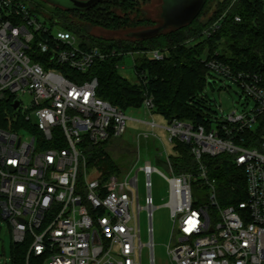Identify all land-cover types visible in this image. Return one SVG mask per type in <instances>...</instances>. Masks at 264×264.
Returning a JSON list of instances; mask_svg holds the SVG:
<instances>
[{"label": "built area", "instance_id": "built-area-1", "mask_svg": "<svg viewBox=\"0 0 264 264\" xmlns=\"http://www.w3.org/2000/svg\"><path fill=\"white\" fill-rule=\"evenodd\" d=\"M241 1L230 0L186 45L212 38ZM260 3L264 16V0ZM232 19L239 22L241 15L234 13ZM219 54V48L203 49L207 84L215 83L216 77L235 83L251 101L250 108L233 110L221 119L215 111L208 128L189 120L167 121L162 127L171 147L156 148L155 158L167 173L145 161L125 174L91 177L86 149L109 137L120 138L129 118L97 95V76L89 72L97 61L114 55L162 61L169 56L168 48H87L71 31L48 25L33 4L0 0V112L8 101L16 126H10L8 119L7 127L0 125V217L13 243L29 241L26 264L31 255L41 258L42 264H141L144 246L154 264V171L168 184L165 205L172 233L178 235L166 247L172 264H264V63L257 69H234ZM142 105L155 112L148 91ZM140 122L151 129L157 126L153 120ZM21 129L28 136H21ZM178 145L187 148L193 164L180 172L173 161L183 156ZM221 155L245 178L244 198L230 204L221 199H231L238 193L236 187L230 188L229 196L222 193L212 169L213 159ZM139 171L145 178L143 206ZM193 185L208 189V202L194 199ZM142 209L148 220L144 243L139 226Z\"/></svg>", "mask_w": 264, "mask_h": 264}, {"label": "trees", "instance_id": "trees-1", "mask_svg": "<svg viewBox=\"0 0 264 264\" xmlns=\"http://www.w3.org/2000/svg\"><path fill=\"white\" fill-rule=\"evenodd\" d=\"M114 1L122 2L124 9L135 6L130 0L101 2ZM207 1L197 16L188 24L168 29L149 38H134L128 41L108 42L101 38H94L86 33L83 26L77 25L70 19L72 14L80 17V20L83 19L107 29H119L130 25L131 22L126 16L119 17L112 12L98 10L97 7L101 2L84 11L55 7L49 19L51 24L62 25L64 29L74 33L77 38L79 37L81 44L87 48L98 46L103 51L168 48L169 56L162 61H150L138 55L134 70L135 74L140 77L139 84L119 74L117 61L123 56L114 55L97 61L89 72L97 76V95L124 110L127 107L141 106L145 89L153 96L155 112L163 115L167 121L175 118L189 120L194 124H204L208 128L215 110L212 101L204 94V88L207 85V70L201 62L203 49L205 46H209L210 51L219 48V57L234 69L259 68L264 63V16L261 13L260 0H242L228 13L220 30L212 38L187 46L185 41L198 36L207 23L200 19ZM223 2L218 1L219 9L216 8L214 15L209 19H214L220 13ZM234 13L241 15L239 22L233 21ZM1 113L4 122H0V125L7 127V115L12 114L8 101L4 103ZM113 144L122 146L119 138L109 137L86 149V166L89 171H96L104 177L116 172L120 173L119 166L107 150V147ZM121 149L130 153L134 152V149L128 145H124ZM178 150L183 153V156L173 159L177 172L191 168L192 158L187 148L178 145ZM213 161L215 162L212 165L213 174L218 178L221 192L228 195L232 186H235L238 191L229 200L223 197L222 202L230 204L242 200L244 198L242 190L245 185L242 171L233 166L226 155L216 157ZM217 164L220 168L215 170L214 167ZM28 247V240L18 244L11 242L9 264H26ZM29 264H42V259L31 255Z\"/></svg>", "mask_w": 264, "mask_h": 264}, {"label": "rangeland", "instance_id": "rangeland-1", "mask_svg": "<svg viewBox=\"0 0 264 264\" xmlns=\"http://www.w3.org/2000/svg\"><path fill=\"white\" fill-rule=\"evenodd\" d=\"M165 1V17L172 19L177 13L186 12L196 0H164ZM218 1L223 2L220 12L226 9L230 0H208L203 10V15L200 16L201 21L209 23L212 19H209L217 6ZM27 3L33 4L37 14L48 25L63 28L59 24H51L49 15L54 10L55 6L45 2L44 0H25ZM135 6L132 8L124 9L122 2H104L99 4L97 9L102 11L112 12L119 17H128L130 25L119 29H107L100 25L91 24L86 20L81 19L78 16L70 15V19L77 25L83 26L86 29V33L94 38H101L104 41H128L134 39L128 34L131 31H137L140 29L155 27L161 23L160 19V6L161 0H130ZM194 9V8H193ZM190 12H192V10ZM186 13L187 15H192ZM98 13H100L98 11ZM215 18V17H214ZM206 23V24H207ZM205 24V25H206ZM167 31V30H165ZM79 40V37H78ZM80 41V40H79ZM165 49V48H163ZM118 51H123L118 50ZM203 53V51H202ZM138 56L135 55V58ZM134 58L132 55L123 56L117 61L118 72L121 76L127 78L129 81L139 84V77L135 74L134 70ZM147 90H143V95ZM149 93V92H148ZM150 94V93H149ZM204 94L213 103V109L218 113L217 116L221 119L231 111L235 110L239 113L244 107L250 108L252 103L247 100L244 94L241 92L238 85L233 82L227 81L223 78L216 77V81L213 84H207L204 88ZM29 97L24 98L27 102ZM124 114L129 118L126 120V131L119 138L122 146L128 145L134 149L133 153L123 150L122 146H115L114 144L107 147L115 163L120 168V173H127L128 171L140 167L145 161H151L154 166L161 172L167 173V170L156 162L157 155L156 148L166 147L170 149L171 144L168 142L167 134L162 126L167 124V119L156 112L151 113L143 105L138 107H127L124 110ZM8 124L16 127L11 122V116L7 115ZM155 121L157 126L151 129L144 122L140 121ZM0 122H4L3 115L0 112ZM7 124V125H8ZM214 125V124H213ZM144 133H150L147 138H144ZM152 133L156 137L152 136ZM21 136H28V133L21 129L19 131ZM137 134H141L137 139ZM138 140V142H137ZM117 143V142H116ZM120 144V143H119ZM138 148V157H137ZM136 151V152H135ZM87 169V166H86ZM88 170V169H87ZM89 171V170H88ZM90 176L94 177L97 172L89 171ZM116 174H118L116 172ZM144 175L142 171L138 172V195L139 203L141 206L145 204L144 198L146 195L144 186ZM192 194L194 199L200 204L208 202L209 191L207 188L198 187L193 185ZM151 198L156 208L153 210L152 216V228H153V253L154 264H172L168 258L166 247L168 243H174L177 233H172V222L170 220L169 208L165 205L168 199V184L164 177L158 172L154 171L151 174ZM221 201V200H220ZM139 226L141 232V241L144 243L148 240L147 227L148 220L146 211L142 209L139 212ZM12 242V235L5 220L0 217V264H9L10 260V245ZM141 264L149 263V250L144 246L141 250Z\"/></svg>", "mask_w": 264, "mask_h": 264}, {"label": "water", "instance_id": "water-1", "mask_svg": "<svg viewBox=\"0 0 264 264\" xmlns=\"http://www.w3.org/2000/svg\"><path fill=\"white\" fill-rule=\"evenodd\" d=\"M44 1L55 7H60L66 10L84 11L89 9L96 3H99L104 0H44ZM205 1L206 0H196V3H194L192 7H190L185 13L182 11L180 13H177L172 19H167L165 17V7H164L165 1L161 0L160 16H159L161 19V23L155 27L145 28L138 31L130 32L128 35L135 39H143V38H149L155 36L171 28L182 27L188 24L189 22H191L197 16V14L202 9ZM191 9H193L192 12H190ZM189 12L192 15L186 14ZM17 105H18L17 102L13 103V108H16ZM95 242H98V238L96 235H95Z\"/></svg>", "mask_w": 264, "mask_h": 264}, {"label": "flooded vegetation", "instance_id": "flooded-vegetation-1", "mask_svg": "<svg viewBox=\"0 0 264 264\" xmlns=\"http://www.w3.org/2000/svg\"><path fill=\"white\" fill-rule=\"evenodd\" d=\"M151 28V27H150ZM141 30V29H140ZM138 31V30H137ZM131 32H133V31H131Z\"/></svg>", "mask_w": 264, "mask_h": 264}]
</instances>
